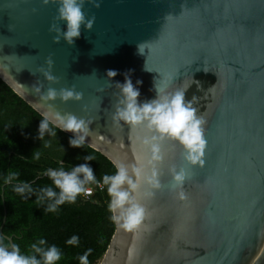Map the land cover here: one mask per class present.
Returning a JSON list of instances; mask_svg holds the SVG:
<instances>
[{
  "label": "water",
  "instance_id": "1",
  "mask_svg": "<svg viewBox=\"0 0 264 264\" xmlns=\"http://www.w3.org/2000/svg\"><path fill=\"white\" fill-rule=\"evenodd\" d=\"M57 8L51 0H0V78L41 116L51 110L91 120L86 145L112 163L139 161L146 175L154 167L161 184L141 182L135 195L147 210L144 225L133 234L115 224L99 264H264V0L86 3L95 24L82 26L72 45L49 31L53 23L64 27ZM126 76L139 103L156 97L155 82L170 93L188 88L187 101L197 97L203 165L190 164L167 138L162 160L147 165L141 141L156 133L113 121L117 83ZM69 87L82 92L80 101L41 100L48 88ZM181 168L187 179L174 188L172 169ZM6 219L5 208L1 232Z\"/></svg>",
  "mask_w": 264,
  "mask_h": 264
},
{
  "label": "clouds",
  "instance_id": "2",
  "mask_svg": "<svg viewBox=\"0 0 264 264\" xmlns=\"http://www.w3.org/2000/svg\"><path fill=\"white\" fill-rule=\"evenodd\" d=\"M57 4V21L63 22L61 28L59 23H53L49 31L56 33L53 37L55 42L62 38L69 45L74 44L75 40L81 36V27L91 30L95 24V16L88 17L85 14L84 6L86 3L92 4L95 8L100 7V0H51ZM45 4L49 0H44ZM138 51L142 54L141 45H138ZM53 61L48 59L51 66ZM198 69L197 71H199ZM47 80L57 82L58 78L50 72H44ZM117 75L115 70H108L107 76L113 78ZM137 84L142 83L137 80ZM119 87V100L116 111L113 115L114 122L123 121L130 127L143 125L149 131L156 133L150 137H145L141 143L150 154L147 161L148 166L155 165L162 160L160 141L172 139L179 143L184 149L185 159L192 165H203V156L207 145L204 134L205 120L198 110L194 107L193 97L191 101L185 99L183 90L168 92L165 87H160L155 82L156 97L148 102L139 103V89L135 87L132 80L126 76L123 84L117 83ZM214 87V86H213ZM36 91L41 93L40 87ZM59 97L62 101L82 99V92L74 87L69 88H48L47 92L41 94L42 101L55 100ZM50 109H54L49 105ZM91 120L78 118L74 114H61L58 111H47L41 118L38 128V139L43 140L45 134L56 136V128L59 131L71 132L73 136L69 138V145L73 148L82 147L90 135ZM33 157L39 159V152H34ZM86 161L93 160L89 155L84 157ZM116 169L112 175H103L101 181H97L93 169L87 164L73 166L70 171L63 167L59 169H47L45 174L51 179L53 187H44L39 189L37 202L47 201L45 211L56 212L60 205L65 203L73 204L80 195H91V189L86 187L88 184H101L107 187V193L110 197L108 202V211L111 213L110 219L119 228L126 232L135 234L146 220L147 210L145 206L136 198L142 181H146L152 189H159L161 184L155 168L151 175L145 174L146 165L137 162L135 165H128L123 162L113 161ZM173 187H182L187 179V171L172 169ZM18 173L9 172L3 177L4 184H10L17 180ZM12 190L21 195L31 196L35 190L27 182H19L13 185ZM147 195H154L149 192ZM181 200L186 199L183 191L179 193ZM65 243L71 246L79 245V237L72 235ZM92 249H87L78 257L79 264H89L88 257ZM62 258L61 250L54 244L49 245L43 238L38 239L30 245V253L25 254L20 250L19 245L11 242L5 236L0 235V264H58Z\"/></svg>",
  "mask_w": 264,
  "mask_h": 264
},
{
  "label": "trees",
  "instance_id": "3",
  "mask_svg": "<svg viewBox=\"0 0 264 264\" xmlns=\"http://www.w3.org/2000/svg\"><path fill=\"white\" fill-rule=\"evenodd\" d=\"M42 117L0 78V228L5 208L7 216L0 235L12 238L25 254L30 253L32 243L45 239L61 250L58 264H79L78 257L90 248L89 264H99L115 232L107 207L110 199L107 187L103 185L104 189L91 202L77 197L75 203L60 205L56 212L45 211L48 202H37V195L39 189L49 186L59 191L45 174L50 168L70 171L73 166L87 163L97 181L105 174H114L116 169L107 157L86 144L71 147L72 136L58 128L56 136L45 134L43 140L38 139ZM35 151L39 152V159L33 157ZM89 155L94 159L86 161L84 157ZM9 172L18 173V178L6 185L3 177ZM19 182L29 183L35 194L15 193L13 185ZM72 235L79 237L78 246L65 243Z\"/></svg>",
  "mask_w": 264,
  "mask_h": 264
},
{
  "label": "built area",
  "instance_id": "4",
  "mask_svg": "<svg viewBox=\"0 0 264 264\" xmlns=\"http://www.w3.org/2000/svg\"><path fill=\"white\" fill-rule=\"evenodd\" d=\"M86 187L91 189V195H80L78 196L81 201L83 202H91L94 198V195L98 192V191H102L104 189V186L102 184H95V185H86Z\"/></svg>",
  "mask_w": 264,
  "mask_h": 264
}]
</instances>
